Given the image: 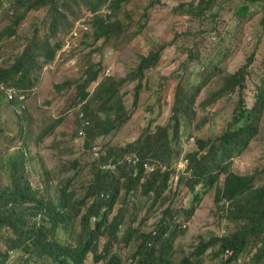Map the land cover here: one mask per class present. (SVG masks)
<instances>
[{
	"label": "trees",
	"instance_id": "obj_1",
	"mask_svg": "<svg viewBox=\"0 0 264 264\" xmlns=\"http://www.w3.org/2000/svg\"><path fill=\"white\" fill-rule=\"evenodd\" d=\"M214 1L200 0L187 8L181 4L179 10L195 13L209 8ZM226 1L220 8H228L236 16L231 20L236 22L249 19L261 8L264 10V0ZM12 2L17 3L16 13L11 15L10 21H5L0 39L18 32L27 20L24 16L27 11L41 9L44 13L37 17V23L41 25L36 31L41 28V34L36 37L35 30L29 36L23 32L27 41L22 51L10 52L8 57H4L7 48L0 46V150L2 141H8L4 136L11 126L15 127L16 133L23 135L26 118L30 114L27 97L40 84L44 63L53 60L55 52L62 46L64 39L61 36L76 34L72 32L74 20L84 13L91 15L83 20L87 26L81 28V40L88 48L85 55L91 56V52L98 50L100 45L110 47L114 45L110 39L121 37L130 24L136 0ZM103 3L107 4L108 11L101 13L99 7ZM259 23L263 30L253 49L233 71L218 65L210 70L208 66V71L200 73L205 66L199 60L200 47L194 46L190 59L196 61L197 78L188 80L185 86L177 82V89L170 96L172 102L165 122L158 123L160 116L150 109V124L160 125L158 131L152 135L149 125L136 141L129 143L130 149L142 147L147 150V153L139 151L141 158L156 162L154 156L158 157L157 166L152 171L143 168L141 163L132 165L118 159L124 153L110 155L101 143L96 144L100 145L99 153L102 151L99 158L91 149L93 141L88 142L92 139L89 129L95 136L106 134L112 127L140 116L147 104L139 102L138 96L145 85H151L150 81L133 83L132 107L125 111L119 86L129 77H101L97 73L101 63L89 62V67L95 69H85L86 76L78 79L76 91L67 102L71 109L81 103L76 113L77 129L73 132L69 127V137H64L61 129H56L62 125L63 117H54V114L64 115L65 110L48 95L54 96L65 86H74L77 79L53 80L44 85L47 93L41 102L55 112L44 120L38 137L43 139L54 134L42 146L50 147L53 152L55 146L62 150L53 165L55 175L48 179L59 184L48 190L41 183V187L31 183L28 174L30 156L25 147L19 146L6 155L2 154L7 150L0 153V264H85L92 248L93 251L99 249L94 255L95 261L107 256L104 264H120L121 249L127 246H130L127 264H173L167 256L175 239L173 226L185 228L186 223L178 219L181 213L187 220L198 216L202 210L200 205L212 186L213 207L210 209L221 231L208 238L199 235L198 241L186 249L174 264H264V161L246 172L235 171L231 167V160L244 151L258 134L264 117V13ZM224 33V29L215 25L206 36L208 46L216 48L211 58L220 62H227L240 38L229 31L230 37L223 40ZM89 36L91 41L87 43ZM158 57V50L148 49L139 53L138 73L142 75L146 67L156 65ZM11 58L13 61L9 62ZM174 72L170 71V75H180L179 70ZM248 81L254 84L250 103L246 97ZM157 85L160 88L163 83L158 82ZM224 96L233 103L231 119L216 135L199 136L197 132L210 120L209 112L216 113ZM204 110H207L205 115L202 114ZM106 123L108 125L104 126ZM182 126L189 127V132L195 135V146L190 145L185 152ZM80 129L84 130V135H80ZM80 137H85L83 142ZM177 158L183 161L181 170L186 173L179 175L177 183L184 184L180 188L185 191L178 199L179 205L170 203L162 206L158 198L174 177L173 161ZM107 160L115 161L113 169L100 166V161ZM139 187L146 194H152L149 206L134 207L127 215L123 214L122 209L136 203L135 192ZM199 187L203 188V196L199 195ZM189 194L192 205L185 207L183 202ZM118 200V208L120 205L123 207L114 211ZM150 218L152 221L148 227ZM122 226L124 229L119 233ZM19 251L21 253L16 255ZM33 254L36 256L34 263L30 260Z\"/></svg>",
	"mask_w": 264,
	"mask_h": 264
},
{
	"label": "rangeland",
	"instance_id": "obj_2",
	"mask_svg": "<svg viewBox=\"0 0 264 264\" xmlns=\"http://www.w3.org/2000/svg\"><path fill=\"white\" fill-rule=\"evenodd\" d=\"M199 1L200 0H136L134 4L135 10L130 24L127 29L124 30L123 34L120 35L121 37L118 39H110L109 41L114 42V45L110 47L100 45L98 50L91 52V56L85 55L88 48L85 44L83 45V40H81L83 31L81 28L87 26L83 20H87L91 15L89 13H84L76 18L72 25V32L75 31L76 34L67 33L65 36L64 34L61 36V38L64 39L62 46L55 52L53 60L44 63L40 73V84L35 86L36 89L34 93L27 97L30 117L27 116L26 118L23 135L16 133L15 127L11 126L4 136L8 141L5 142V139L2 141L0 153L7 150L2 154L6 155L19 146L25 147L28 156H30L28 161L30 171L28 174L31 177V183H36L39 187H41V183L44 189L47 188L48 190L55 188L59 183L55 184V180L49 182L48 179L55 175L53 165L61 156L62 150L58 148V146H55L54 152L50 147L43 148L42 145L47 144V141L50 140L54 134L43 139H39L38 137L39 131L45 123L44 120L52 117L48 115H53L55 112L50 106H46L41 102L43 96L47 93V91L44 90V85L49 84L53 80L55 82H61L65 78L77 79V83L74 86H65L66 88L63 87L58 93H55L54 96L48 95V98L51 97L54 103L64 108V115L54 114V117L55 115L57 117H63L62 125L56 129H61V134L64 137H69V127L73 132L77 129L78 121L76 119V113L81 103L78 102L74 109H71L68 107L67 102L76 91L79 83L78 79L82 78V75H84V77L86 76L85 69L91 68L89 67V62L93 63L95 61L101 63L97 72L101 77L106 75H126L130 80H133L130 81L127 78L128 81L121 83L119 86V90L122 93L124 110L132 107L134 82L137 80H146L147 82L150 81L151 85H145V88L138 96L139 102L144 101L147 104L140 116L133 120L128 119L117 127H112L113 129L111 128L108 130L106 134L95 136L93 131L89 129L92 139H88V142L93 141V145L101 143L110 155L127 153L129 155L136 154L139 156V151L147 153V150H144L142 147L130 149L129 143L136 141L137 136L140 135L142 131H146V127L149 125L152 135L155 131H158L160 125H156L155 123L150 124V109L157 111L158 116H160V121L158 123L165 122L169 113V103L172 102L170 96L174 93V90L177 89V82L180 81L181 85L185 86L188 80L193 81L197 78L195 76V74L198 73L197 65H195L196 61L190 59V53L194 46L198 45L200 47L201 57H199V60L203 63V66H205L201 69L200 73L213 69L218 65H223L227 70L233 71L244 61L245 55L253 49L257 37L263 30V27L259 23V18L264 13L262 8L255 12L249 19L238 20V22H236V20H231L232 18H236V16L232 15L228 8L224 10L220 8L222 3H227L226 0H215L209 8L205 7L202 11L196 10V14L179 10L181 4L187 8L196 5ZM236 2L240 3L242 0H229V3ZM106 3L100 5L99 11L101 13H104L103 11H108V9H106ZM14 5L16 6L13 7ZM16 7L17 3L12 2V0H0V30L3 28L5 21H10L11 15L16 13ZM254 7L255 6H252V8ZM40 10L41 9L27 11L24 15L27 20L21 24L18 32L0 39V46L5 45L4 49L7 48L6 53L3 55L4 57H8L10 52L18 53L23 50L24 43L27 41L26 35L24 37V33L29 36L32 34L31 32L35 30L36 37L42 33L41 28L36 31V28H39V25H41L39 22L37 23V17H42L44 13L43 10L42 12ZM19 11H21V8H19ZM215 25L224 29L225 33L222 35L223 40H227L230 37V34H228L229 31L240 36V38H238V46L227 62H220L211 58L216 48L208 46L206 36L209 31L214 30ZM88 29L91 32L90 25ZM90 41L91 37L89 36L87 38V43ZM148 49L149 51H159L158 61L156 65L146 67L141 75L136 70V64L139 60V53L145 52ZM8 61H13V59L11 58ZM208 66L210 68L207 70ZM107 68L109 69L108 71H106ZM94 69L95 67L91 68V71ZM176 70L180 71V75L175 77L170 75V71L174 72ZM178 76H180V79ZM158 82L163 83L160 88H157ZM248 82L250 85L246 97L250 103L253 98L252 91L254 90V84L250 81ZM94 83L95 81L92 82V85ZM232 111V100L225 96L222 97L216 109V113L209 112L208 118L210 120L197 132V134L201 137H208L221 132L227 121L231 119ZM206 113L207 110L202 112L204 115ZM10 122L14 124L13 121ZM105 125H108V123L104 124V126ZM180 130L183 133L182 143L185 152L190 145L195 146V135L189 132L190 128L187 126H182ZM79 133L80 135H84V130L80 129ZM82 140L83 139H80V141ZM65 141L67 140L65 139ZM92 148L98 150L96 147ZM154 157L157 158H155L157 162L158 157ZM179 158L173 161V165H175V168L173 167L175 169L173 174L174 177L168 182L167 188L162 193L161 197L158 198L162 206L170 203L173 206L179 205L180 202L178 199L180 196L182 197L185 191V189L180 188L181 186L184 187V184L182 185L180 182V185H178L177 183L180 174L186 175V173L181 170L183 161L178 160ZM231 161L232 169L239 172L249 171L251 167L263 163L264 117L260 121L259 132L256 137L244 151L235 156ZM158 164H162V162H158ZM259 177L261 176L259 175ZM212 187L205 195L200 205L202 210L198 212L197 217H191L187 220L183 213L178 216V219L186 223V226L184 229L173 226L176 229L175 239L171 242V248L167 253V256L171 258L173 264L180 260V257L185 253L186 249L189 250L198 241L199 235L208 238L211 234L221 231V228L217 225V220L215 221L216 217H213L212 210L210 209L213 207ZM197 190L200 191L199 195L203 196L201 195L203 188L199 187ZM135 196L136 203L122 209L124 210L123 214L127 215L134 207L149 206L152 196L151 193L146 194L142 187H139L136 189ZM174 197H177V199L175 200ZM125 202L126 198L122 203L124 204ZM119 203V200L116 201V207L113 209L114 211L117 210ZM183 204L185 207L192 205L191 194L187 195ZM121 207L123 206L120 205L118 210ZM141 212L142 209L140 210V213ZM151 221L152 218L148 220V227ZM123 229L124 226L120 227L119 233H121ZM129 248L130 246L121 249L120 264H127L126 255ZM98 251L99 249L93 251L92 248L86 256L85 264H104L108 259L107 256L99 261L94 260V255L98 253ZM20 253L21 251L17 252L16 255ZM35 257L34 254L31 256V262H33ZM45 261L48 260L45 259ZM215 262H217V259H215Z\"/></svg>",
	"mask_w": 264,
	"mask_h": 264
},
{
	"label": "clouds",
	"instance_id": "obj_3",
	"mask_svg": "<svg viewBox=\"0 0 264 264\" xmlns=\"http://www.w3.org/2000/svg\"><path fill=\"white\" fill-rule=\"evenodd\" d=\"M109 69L107 68L106 71H108ZM81 139H85L84 137H80ZM83 140L81 142H83ZM101 145V144H100ZM100 145L97 146V145H93L91 144V149L92 151L95 153V155H97L99 158L101 156V153H99V148H100ZM92 147H96L98 150H95L93 149ZM118 159H124L126 162L132 164V165H137L139 163H141L142 167L145 168V169H148L150 171L154 170L157 166L156 162H150L148 161V159H144V158H141L139 157L138 155L136 154H132V155H129L127 153H124L123 156H118ZM144 163H147L148 166H145ZM149 165H153V168L150 169L149 168ZM100 166L102 168H105V169H113L115 167V161H111V160H107V161H100ZM163 167H165V165L163 164L162 165ZM184 225V224H183Z\"/></svg>",
	"mask_w": 264,
	"mask_h": 264
},
{
	"label": "built area",
	"instance_id": "obj_4",
	"mask_svg": "<svg viewBox=\"0 0 264 264\" xmlns=\"http://www.w3.org/2000/svg\"><path fill=\"white\" fill-rule=\"evenodd\" d=\"M145 166H148L147 163H144ZM149 168L152 169L153 168V165H149Z\"/></svg>",
	"mask_w": 264,
	"mask_h": 264
}]
</instances>
